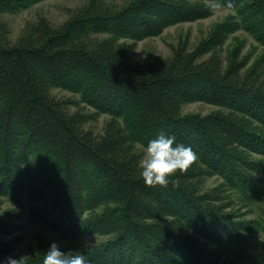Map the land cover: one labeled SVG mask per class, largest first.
Returning a JSON list of instances; mask_svg holds the SVG:
<instances>
[{"label": "trees", "instance_id": "obj_1", "mask_svg": "<svg viewBox=\"0 0 264 264\" xmlns=\"http://www.w3.org/2000/svg\"><path fill=\"white\" fill-rule=\"evenodd\" d=\"M40 1L0 0V13ZM214 2L228 14L192 47L124 64L137 41L209 16ZM238 30L264 46V0H87L13 41L0 20V259L42 264L43 238L18 247L25 215L63 240L97 237L82 250L91 264H264V53L224 61ZM194 101L214 108L181 113ZM95 114L106 115L98 134L84 126ZM161 131L197 159L150 186L139 161ZM255 202L262 212L247 218Z\"/></svg>", "mask_w": 264, "mask_h": 264}, {"label": "rangeland", "instance_id": "obj_2", "mask_svg": "<svg viewBox=\"0 0 264 264\" xmlns=\"http://www.w3.org/2000/svg\"><path fill=\"white\" fill-rule=\"evenodd\" d=\"M86 1L87 0H42L28 8H23L13 13H0V20L7 23L8 38L10 41H13L17 38V36H19L26 23L35 22L39 18L43 17L47 19L51 25H58L67 18L72 9L82 6L86 3ZM105 1L119 4L124 0ZM213 5L214 7L212 13L205 18L169 26L158 36L147 37L137 41L127 52L124 64L135 65L144 63L150 58L153 60H162L167 58L171 54L172 48L179 45L180 42H184L186 39L189 45H187V47H192V45L196 44L207 35V32L213 23L220 21V19L228 14V8L215 2ZM234 49L236 52L239 51V56L242 54H250V61L256 57H261L264 53V46L259 45L243 30H238L236 35L232 37L228 36L219 49L220 57L225 61L227 55ZM51 91L55 97L61 100H76L78 97V94L65 89L53 88ZM83 107V110L85 111H92V109L86 106ZM68 108L69 110H74L76 105L74 103H70ZM213 108L214 106L208 103L194 101L183 104L181 106V113L185 114L186 112H192L205 115ZM105 119L106 115L95 114V119L88 118L84 126L85 128L92 130L93 133L98 134L103 129ZM144 153L145 150H143V155ZM212 183L213 179H207L206 185ZM7 205H9L8 202L4 203L2 207ZM245 208L249 210L247 218H251L252 216H256L258 213L260 214L262 212V205L257 202L248 204ZM23 222L25 224L23 229L24 236L23 240L18 243V247H22L26 243H28V245H36L40 237L43 238V244L47 247H49L50 243L55 240L63 250L82 251L89 249L99 240L95 236L83 235L78 237L76 240H71L72 242H70L61 239L57 236L56 232L48 230L43 225L30 222L25 215L23 217ZM85 239L89 240L90 244L87 248L80 249L81 243ZM23 250L24 249H22V251Z\"/></svg>", "mask_w": 264, "mask_h": 264}, {"label": "clouds", "instance_id": "obj_3", "mask_svg": "<svg viewBox=\"0 0 264 264\" xmlns=\"http://www.w3.org/2000/svg\"><path fill=\"white\" fill-rule=\"evenodd\" d=\"M196 159L197 153L191 145L177 142L174 135L161 131L145 146V153L139 161L140 175L146 185L167 186L178 171H186ZM89 244V240H83L80 249L87 248ZM0 264H20V258L7 256L0 259ZM42 264H91V261L82 251L63 250L53 240Z\"/></svg>", "mask_w": 264, "mask_h": 264}]
</instances>
